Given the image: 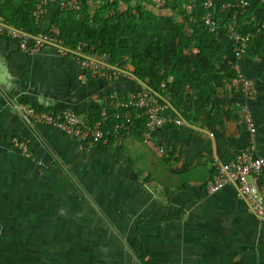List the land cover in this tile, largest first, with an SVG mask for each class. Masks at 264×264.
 <instances>
[{"label":"crops","instance_id":"obj_1","mask_svg":"<svg viewBox=\"0 0 264 264\" xmlns=\"http://www.w3.org/2000/svg\"><path fill=\"white\" fill-rule=\"evenodd\" d=\"M138 1L146 11L181 24L164 0ZM124 9L119 3L118 10ZM55 12L49 6L44 21ZM237 62L251 81L248 108L262 154L264 51L248 48ZM132 90L131 82L92 78L47 49L25 55L14 40L0 37V262L264 264V218L247 212L232 185L205 190L216 166L247 141L237 124L242 97L235 81L221 83L201 100L202 112L195 110V96L188 99L192 117L178 113L182 125L157 130L149 143L127 136L117 162L109 151L91 143L79 149L75 140L12 109L27 100L84 114L99 108L107 95ZM189 93L185 87L183 95ZM12 138L26 142L29 158ZM160 144L170 150L160 154Z\"/></svg>","mask_w":264,"mask_h":264},{"label":"trees","instance_id":"obj_2","mask_svg":"<svg viewBox=\"0 0 264 264\" xmlns=\"http://www.w3.org/2000/svg\"><path fill=\"white\" fill-rule=\"evenodd\" d=\"M34 1L0 0L1 21L35 35L38 28L30 16ZM237 1L212 0L213 16L219 21L218 34L209 31L203 23L202 0H164V6L174 8V13L181 17V24L175 23L170 15L146 11L138 0L133 4L130 0H82L77 12L56 11L48 21L58 28L66 47L74 48L82 42L86 52L107 55L111 65L128 66L135 78L170 105L173 110L169 108L168 113L176 115L175 111L186 119L192 117L188 99L195 96L199 100H193L195 110L202 112L201 100L207 101L221 83L235 81L223 30L234 9H221V5ZM244 1L246 9L244 14L236 15L235 30L252 34L246 50L261 53L264 51V0ZM119 3L125 4L123 11L118 10ZM185 87L190 90L187 96L183 95ZM103 107L101 104L86 113L87 121L98 119ZM143 128V117L134 120L130 136L139 140ZM94 145L100 152L109 151L115 162L121 157V144L115 145L111 137L104 144L99 141Z\"/></svg>","mask_w":264,"mask_h":264},{"label":"built area","instance_id":"obj_3","mask_svg":"<svg viewBox=\"0 0 264 264\" xmlns=\"http://www.w3.org/2000/svg\"><path fill=\"white\" fill-rule=\"evenodd\" d=\"M81 1L35 0L30 16L38 32L32 35L0 20V37L14 40L19 52L25 55L31 56L47 49L56 56L73 61L92 78L106 82L124 79L134 83V90L126 92L125 95H107L102 103L105 108L100 111L99 118L92 122L87 121L86 113L76 112L66 106L45 108L17 102L12 105V109L28 121L50 127L75 140L79 149L85 143L94 144L100 141L104 144L108 137L114 140L115 145L121 144L130 136L133 121L140 117L144 118V128L139 134V140L143 143H149L154 133L161 128L182 125L180 117L167 112L168 103L142 81L136 80L128 66L117 67L109 64L107 55L86 52L82 42H78L74 48L66 47L59 37L58 28L52 22L44 21L49 6H53L55 11L77 12ZM201 7L204 9L205 27L218 34L219 21L213 16L212 0H202ZM230 7L234 11L223 30L225 39L229 42V61L235 73V83L242 97V102L236 109L237 124L244 130L247 141L230 160L216 166L215 172L205 182V190L213 193L223 185H232L234 198L245 204L247 212L254 217L264 218V184L260 182L261 173L264 171V153L257 150L255 124L248 108V103L253 98L251 81L240 74L237 62L251 37L250 33L242 34L235 30L236 15L244 14L246 3L238 0L236 4L221 5V9ZM109 109L112 111L109 112ZM11 143L22 156L30 157L24 140L12 138ZM156 148L160 154L170 150L167 144L157 145Z\"/></svg>","mask_w":264,"mask_h":264},{"label":"water","instance_id":"obj_4","mask_svg":"<svg viewBox=\"0 0 264 264\" xmlns=\"http://www.w3.org/2000/svg\"><path fill=\"white\" fill-rule=\"evenodd\" d=\"M136 80H138L137 78H135ZM168 106H169V108L171 109V110H173L171 107H170V105L168 104ZM174 113L176 114V115H178V113L177 112H175L174 111Z\"/></svg>","mask_w":264,"mask_h":264},{"label":"rangeland","instance_id":"obj_5","mask_svg":"<svg viewBox=\"0 0 264 264\" xmlns=\"http://www.w3.org/2000/svg\"><path fill=\"white\" fill-rule=\"evenodd\" d=\"M185 31H186V29H185ZM135 165H137V164H135Z\"/></svg>","mask_w":264,"mask_h":264}]
</instances>
